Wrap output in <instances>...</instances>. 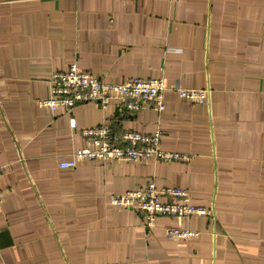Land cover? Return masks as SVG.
<instances>
[{
	"label": "crops",
	"instance_id": "1",
	"mask_svg": "<svg viewBox=\"0 0 264 264\" xmlns=\"http://www.w3.org/2000/svg\"><path fill=\"white\" fill-rule=\"evenodd\" d=\"M72 63L107 82L163 77L165 109L40 104ZM103 122L161 130L192 157L60 166ZM0 168V264H264V0H0ZM152 181L211 215L148 227L110 200ZM170 225L201 235L174 240Z\"/></svg>",
	"mask_w": 264,
	"mask_h": 264
},
{
	"label": "built area",
	"instance_id": "2",
	"mask_svg": "<svg viewBox=\"0 0 264 264\" xmlns=\"http://www.w3.org/2000/svg\"><path fill=\"white\" fill-rule=\"evenodd\" d=\"M51 88L40 104L54 111L59 106L73 107L86 101L97 102L107 108L111 100L120 106L138 111L153 108L158 112L165 109L164 93L168 86L163 77H128L121 82H107L82 70L72 63L67 70L53 72ZM179 96L188 100L204 102L207 92L202 88L175 86ZM75 126V120L72 119ZM85 144L72 152L70 158L60 160L62 167H75L79 159H121L145 162L151 158L163 161H186L192 156L185 152L163 149L160 145L162 131L146 134L135 130L115 133L108 122L82 129ZM1 172V168H0ZM111 202L138 213L148 227L154 226L160 216L190 219L192 216H209L212 209L194 204L191 192L181 186H161L154 181L144 186L112 194ZM166 233L174 240L189 241L201 235L200 230L182 226H167Z\"/></svg>",
	"mask_w": 264,
	"mask_h": 264
}]
</instances>
